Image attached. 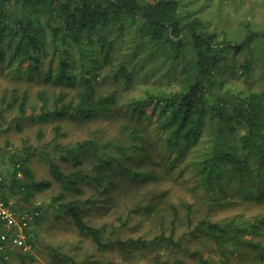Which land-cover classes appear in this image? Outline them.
Segmentation results:
<instances>
[{
	"label": "trees",
	"instance_id": "trees-1",
	"mask_svg": "<svg viewBox=\"0 0 264 264\" xmlns=\"http://www.w3.org/2000/svg\"><path fill=\"white\" fill-rule=\"evenodd\" d=\"M204 3L0 0V75L12 82L0 96V119L13 112L17 127L24 119L57 121L56 134L64 121L115 123L110 139L95 128L74 144L48 142L53 155L40 152L60 189L53 211L66 213L98 250L125 255L158 244L173 251L171 261L151 255L154 264H183L184 256L210 264L190 242L209 244L221 258L264 251L255 240L264 239V26L245 17L229 29ZM227 6L216 4L223 25ZM22 84L28 88L20 91ZM35 151L9 153L4 195L29 203L33 191L50 186L34 180ZM163 183L171 188L152 190ZM86 186L91 194L82 198ZM174 186L187 195L176 203L168 200ZM112 191H122V205ZM92 208L117 213L118 223L89 224ZM223 209L230 216L211 219ZM136 215L155 228L149 238L123 237ZM45 250L49 264H75L57 246Z\"/></svg>",
	"mask_w": 264,
	"mask_h": 264
},
{
	"label": "rangeland",
	"instance_id": "rangeland-1",
	"mask_svg": "<svg viewBox=\"0 0 264 264\" xmlns=\"http://www.w3.org/2000/svg\"><path fill=\"white\" fill-rule=\"evenodd\" d=\"M228 3L226 7L228 13L227 24L223 25L221 18L216 11V4L218 0H199L204 4L208 3L209 10L212 12L211 16L215 22H219L222 26H227L229 29L233 28L237 21L243 18H253L256 24L264 26V0H225ZM227 88L232 86L228 83ZM231 86V87H230ZM12 88V82L7 77L0 75V96L5 91H10ZM20 91L27 89L28 87L22 84ZM38 89L37 86H31L30 91L34 93ZM231 89H235L232 87ZM5 120L0 119V166L4 172L6 178L12 171V164L8 162L9 153L17 152L24 146L36 149V154L31 157L29 167L33 172L34 180L50 182L48 188H44L40 191H33L32 197L27 202H23L19 197H15L17 200L18 209L29 210L36 207H40L39 213L42 216L37 222H34L29 230V243L31 249L27 252H21L26 254L27 260H32V264H49L50 257L45 246H57L59 249L72 257L75 264H154L151 260V255L160 254L163 258L173 260V251H168L164 246L158 244H151L147 248H137L129 250L127 254H122L117 248H106L98 250L92 240L80 233L71 223L66 213H58L53 211L52 204L53 197L60 191L58 185L53 183L50 176L47 164L44 162L40 152L44 151L50 155L54 154V150L51 146L47 145L48 142L54 140L61 145L74 144L78 140L86 139L90 136L91 131L95 128H100L104 132L102 136L104 139H110L115 134V123L109 125L108 122L98 120L95 123L90 124H77L69 121H64L61 124L60 133L56 134L54 125L57 121H45V122H32L29 119H24L19 127L11 119L13 112L5 114ZM45 145V146H44ZM47 145V146H46ZM55 159L61 164L63 170H67L70 166L68 163L62 161L59 157ZM171 188L167 183L160 185L153 184L152 190L158 192ZM120 191H112L111 194L122 205L124 202L123 195ZM91 194L90 188L85 187V192L81 196L82 198L88 197ZM187 196L186 193L177 186H174L169 192L168 200L176 203L180 197ZM60 200H56L54 205H58ZM124 208L123 210H125ZM232 210H219L211 219L217 220L223 216H230ZM116 215L100 211L97 208H92L86 211L85 219L87 222L95 227H99L103 224H117ZM139 216H134L130 224L135 227L124 229L123 237L136 238L137 236H143L149 238L156 231L153 225L148 222L139 223ZM138 223V224H137ZM247 237H249L247 235ZM257 241H261L264 248V239L259 236L255 238ZM30 241V242H31ZM188 245L193 248L197 247L204 253V256L208 258L210 264H224L222 258L228 260L231 264H264V260H260V256L264 255V251L260 250L255 252L251 248H245L241 250L242 258L240 260L233 259L231 255L222 257L217 251H215L209 244H200L198 242H190ZM16 250H10L7 252V258L1 264H22L15 256ZM18 252V251H17ZM180 256V255H179ZM169 257V258H167ZM264 257V256H263ZM183 264H195V261L189 257H183ZM226 264V263H225Z\"/></svg>",
	"mask_w": 264,
	"mask_h": 264
},
{
	"label": "built area",
	"instance_id": "built-area-1",
	"mask_svg": "<svg viewBox=\"0 0 264 264\" xmlns=\"http://www.w3.org/2000/svg\"><path fill=\"white\" fill-rule=\"evenodd\" d=\"M16 167V176L21 171ZM6 176L0 166V264L7 258L10 250L27 252L31 249L29 244V230L40 215L39 210H19L15 197L4 195Z\"/></svg>",
	"mask_w": 264,
	"mask_h": 264
}]
</instances>
